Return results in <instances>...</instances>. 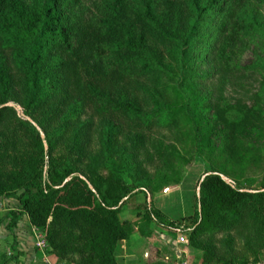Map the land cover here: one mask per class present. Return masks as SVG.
Returning <instances> with one entry per match:
<instances>
[{
    "label": "rangeland",
    "instance_id": "obj_1",
    "mask_svg": "<svg viewBox=\"0 0 264 264\" xmlns=\"http://www.w3.org/2000/svg\"><path fill=\"white\" fill-rule=\"evenodd\" d=\"M26 1L28 5H35L36 2ZM106 1L82 0L85 12L76 10L75 15H70L71 26L78 27L82 23V31L91 29L89 37L92 42L100 39L107 42L124 40V31V34L118 30L105 33V29L96 30L95 26L84 23L92 15L97 16L99 10H104ZM245 1L242 9L248 14V31L239 29L233 34L237 39L235 49L218 56L220 67H215L213 60L198 67L195 74L201 79L191 83L186 92L178 93L177 81L180 77L177 58L179 50L189 49L183 43L193 18V15L190 17L191 11H185L183 0H159L153 14L156 21L152 24L147 20H138L143 4L136 0H124L121 16L130 18L137 31L136 38L144 37L136 55L148 57L157 66L148 79L139 82L123 83L109 76L110 88L104 94L114 102L128 98L140 107L142 112L139 115L109 113L108 109L100 108L97 96L101 97V94H91V99H88L85 92L91 89L92 82L100 81L91 76L87 82L82 81L86 82L82 90L76 80L88 75H84V69L79 67L71 74L69 67L64 74L74 81L63 93L55 96V104L52 105L54 99L47 104L41 100L29 110V116H25L24 105L32 97L29 79L22 64H19L21 57L3 48L0 35V71L7 79L6 89L0 90V105L10 108L0 124V264L104 263L105 242L103 238L92 236L88 224L75 229L72 225L61 226L54 222L59 197L37 196L27 200V209L22 207L19 197L23 195L24 188H19L18 184L39 182L46 169L37 153L36 137L39 135L53 145L52 171L71 167L96 183L109 172L105 163L113 162L114 167L122 172V185L133 190L143 187L150 194L149 200L153 205V196L167 195L168 207L177 209L170 214L171 217H180V222L188 227L195 210L187 218H181L182 212L186 211L187 215L188 199L191 197L193 201V197L196 198V182L207 172H218L226 180L247 189L262 186L264 0ZM239 16L243 22L244 14L240 12ZM29 18H23L24 25L21 27L34 35L39 27L38 16L34 14L32 21ZM212 27L213 24L210 29ZM212 32L204 33L210 37ZM75 40L74 37L72 43L76 48ZM188 41L190 45L199 47L190 38ZM208 44L212 45L214 41ZM59 54L62 56L60 60L71 63L72 67L81 63L79 52L65 55L59 50ZM195 56V52L189 55L191 58ZM51 59L50 55L40 66V77H43L44 83H49L54 79L52 74L58 73L48 68L51 67ZM160 66L164 67L163 70L159 69ZM59 70L61 72L64 68ZM103 76L108 80L106 74ZM118 82L123 83L122 87ZM63 99L66 102L57 106ZM76 103L84 110L82 113L73 108ZM27 198L28 195L24 197ZM250 203L247 210H242V216L246 210L242 223H236L235 217L227 215L223 230L197 240L198 243L209 242L211 247L215 246L211 264L264 263V214L260 213L259 204H253L258 206L255 208ZM13 211L22 213L14 225ZM81 220L82 225H86L84 223L88 219L82 217ZM171 233L169 245L177 246L173 260L180 262L187 259L183 251L188 253L186 247H191L188 235H184L186 240L183 234L179 236L178 232H167ZM61 243L68 249L61 251ZM125 243H118L119 252L125 250ZM195 250L191 254L193 258L187 259L190 264H198L200 256L203 257L202 251ZM172 253L171 250L167 255Z\"/></svg>",
    "mask_w": 264,
    "mask_h": 264
},
{
    "label": "trees",
    "instance_id": "obj_2",
    "mask_svg": "<svg viewBox=\"0 0 264 264\" xmlns=\"http://www.w3.org/2000/svg\"><path fill=\"white\" fill-rule=\"evenodd\" d=\"M136 1L144 6L139 13L138 20L141 22L147 20L155 24L156 17L153 14L159 0ZM183 1L185 11L190 10L192 13L190 17L193 15V18L183 43L187 44L189 49L180 48L181 50L178 52V77H180L177 81L178 93L186 92L191 83L201 79L195 74L198 67L211 63V60L214 61L215 67H220L219 62L221 61L218 56L228 50L235 49L237 39L233 37V34H236L239 29L248 31L246 16L248 14L242 9L245 0ZM123 2L124 0H107L104 10H99L97 16L92 15L84 23L91 27L95 26L96 30L105 29V33L118 30L120 34L125 33L124 40L107 42L100 39L98 42H92L89 37L92 33L91 29L84 32L82 23L78 27L70 24V15H75L76 10L85 12L82 0H36L35 5H28L26 0H0V35H2L3 48L9 49L13 55L17 54L21 57L22 60L19 64L23 66V71L29 79V90L32 92V97L24 105L25 116H29V110L37 106L41 100L47 104L54 99L52 105L55 104L57 101L55 96L63 93L74 81L64 74L65 69L69 67L68 71L71 74L79 67V69H84V75H88L86 78L76 80L80 89L83 88L86 80L91 79V76H95L100 81L99 83L92 82L91 89L85 91L88 93V99H91V94H101V97L97 96V104L100 108L108 109L109 113L116 112L126 115H139L142 112L139 106L126 97L114 102L108 100L104 94V91H109L110 88L109 80L111 78L109 76L117 81L121 80L123 83L139 82L142 79H148L152 75L153 68L157 66L152 64L148 57L136 55V52H140L144 37L136 38L137 31L129 20L130 18L121 16ZM240 12L245 17L243 22L240 21ZM34 14L38 16L39 27L37 33L32 35L26 32V29L21 25H24L23 18L25 16H29L32 21ZM135 23L139 24L137 21ZM212 24L213 27L210 29ZM209 30L213 31L210 37L204 33ZM74 37L77 39L74 41L76 48L72 43ZM208 37L210 39L204 47V42ZM189 38L199 47L190 45ZM211 41H214V44L209 45L208 43ZM59 50L65 55L79 52L80 57L78 58L81 63L72 67L71 63L60 60L62 56L59 54ZM193 52L196 53V56L189 57ZM50 55L52 64L48 68L54 73L56 70L59 75L58 73L57 75L56 73L52 74L54 79H51L49 83H44L43 77H40L42 73L40 66L50 58ZM58 62L61 63L58 65ZM60 68H64V70L60 72ZM163 68L160 66L159 69L163 70ZM160 72L165 74L164 71ZM103 74L107 75L108 80ZM104 82L106 88H104ZM122 82H118L120 87H122ZM6 83L4 72L0 71V90L6 89ZM140 87L144 86L140 85ZM84 89L85 87L82 90ZM107 93L109 95V92ZM65 102L64 99L59 100L57 106ZM73 108L80 113L84 111L78 103ZM168 111H171L170 108ZM9 112V107L0 105V124L6 119ZM36 142L38 157L43 160L46 169L39 182L31 181L23 185L22 182L18 184L19 188H24L23 195L19 197L22 207L27 209V200L37 196L59 197L56 201L58 206L54 222L61 226L72 225L75 229L86 227L88 224L92 229V236L94 235L95 239L103 238L105 242L106 249L102 255L103 264H117L115 253L119 252L117 250L118 243L120 241L127 242L134 232L133 225L128 222H120L119 215L126 201L140 193L145 194L147 198L145 205L137 206L138 210L144 211L139 227L141 235L151 236L152 231L149 228L152 223L169 232L187 234L191 246L189 247L190 251L194 252L195 249L202 251L204 264L212 263L215 246L211 247L209 242L198 243L199 238L211 236L214 232L223 230L226 224L224 218L227 215L235 217L236 223H242L249 202H251L250 206L259 204L258 209L260 213L264 214V183L259 189H247L234 181L226 180L222 174L211 170L197 182L198 195L196 196L195 216L191 219V226L188 227L180 221L170 219L158 210L149 200V193L143 187L133 190L122 185V172L114 167L113 162L105 163L109 171L107 176L92 183L87 176L75 172L71 167L52 171L51 151L53 145L51 141L44 140L39 135L36 137ZM109 165L111 167H108ZM249 184L251 183L249 182ZM27 195L28 198L24 199ZM252 207L258 206L253 205ZM244 208L246 210L242 216ZM20 214H22L20 211H13V225ZM82 217L88 219L84 226ZM262 224L264 227V220H262ZM56 234L59 235L60 232H56ZM60 245L61 251L68 249L65 244L61 243Z\"/></svg>",
    "mask_w": 264,
    "mask_h": 264
},
{
    "label": "crops",
    "instance_id": "obj_3",
    "mask_svg": "<svg viewBox=\"0 0 264 264\" xmlns=\"http://www.w3.org/2000/svg\"><path fill=\"white\" fill-rule=\"evenodd\" d=\"M188 193L189 195L191 194L190 191ZM166 196L167 195H164L162 193L161 195L153 196V201L155 202L154 206L158 210L166 214V216H168L170 219L174 221H181L180 217H171L170 214L174 213V211L177 209L175 207H168V201ZM146 201V195L140 193L135 195L130 200L126 201L122 208V211L119 215L120 220L122 222L131 223L133 225L134 232L130 236V239L125 243V250L122 252L115 253V259L117 264H169L170 260L174 259L173 256L174 253L177 252L175 251L177 246L169 245V239L172 237V233L167 234V230H164L153 223L149 228L152 231L151 236L144 237L140 233V219L144 215V212L143 210H138L137 206L145 205ZM187 204L189 205V208H186L188 210V213L186 215V211H183V215L181 216V218H187L188 216H191L192 212H194L195 210L196 198L193 197L192 201L191 197H189ZM175 235L178 236V234ZM186 249L188 251L186 257L191 260L193 258L191 257V254L196 252V250L192 252L190 251L189 247H186ZM171 250L173 251V253L171 255H167L168 252H170ZM200 257L201 259L198 260V264H204L202 255Z\"/></svg>",
    "mask_w": 264,
    "mask_h": 264
},
{
    "label": "built area",
    "instance_id": "obj_4",
    "mask_svg": "<svg viewBox=\"0 0 264 264\" xmlns=\"http://www.w3.org/2000/svg\"><path fill=\"white\" fill-rule=\"evenodd\" d=\"M167 191H168V190H167ZM178 234L181 236L182 233H179V232H178ZM182 237H183L184 239L187 240V237L184 236V234H183ZM183 252H184L185 255L187 254V252H185V251H183ZM186 258L188 259V257H186ZM187 259H184V260H182V261H180V262H176L175 260H170V263H169V264H190V262H189ZM258 264H262V263H258ZM263 264H264V263H263Z\"/></svg>",
    "mask_w": 264,
    "mask_h": 264
}]
</instances>
